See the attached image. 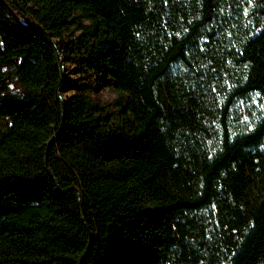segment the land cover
<instances>
[{"label": "trees", "instance_id": "16d2710c", "mask_svg": "<svg viewBox=\"0 0 264 264\" xmlns=\"http://www.w3.org/2000/svg\"><path fill=\"white\" fill-rule=\"evenodd\" d=\"M0 71V264H264V0H0Z\"/></svg>", "mask_w": 264, "mask_h": 264}, {"label": "rangeland", "instance_id": "374dc122", "mask_svg": "<svg viewBox=\"0 0 264 264\" xmlns=\"http://www.w3.org/2000/svg\"><path fill=\"white\" fill-rule=\"evenodd\" d=\"M72 67V66H71ZM69 65H65V76L67 78V81L69 82V85L71 87H74L76 89L70 88L67 90V96H72L77 92V89L80 90V87L84 84H89L90 86L96 88L98 91L94 93V102L96 104H99V108L102 111H105L106 114L113 115L116 119L119 118L121 111L124 109V107L127 104L128 96L126 93H122L114 88H112L110 85H105L102 88V84L99 83V81H104L109 78V76H98L96 74H92L87 68V71H82L86 77V80H79L78 75L72 70ZM83 70V69H82ZM104 73V72H103ZM79 74V73H78ZM1 76V71H0ZM99 83V84H98ZM0 93L4 98H12L14 96H20L25 93V90L23 87L18 83L16 80H12L8 86V89L5 91H1ZM3 120H0V129L3 126Z\"/></svg>", "mask_w": 264, "mask_h": 264}]
</instances>
